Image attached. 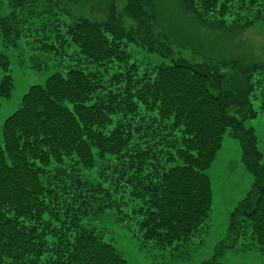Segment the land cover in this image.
Listing matches in <instances>:
<instances>
[{"label": "trees", "instance_id": "obj_1", "mask_svg": "<svg viewBox=\"0 0 264 264\" xmlns=\"http://www.w3.org/2000/svg\"><path fill=\"white\" fill-rule=\"evenodd\" d=\"M43 1L12 0L10 14L0 16L3 35L12 41L34 24L22 15L38 18L28 31L33 52L57 58L74 47L81 67L31 85L3 124L0 264H128L104 232L83 223L108 208L134 222L144 243L190 244L211 216L207 170L227 132L239 141L254 182L230 214L226 238L200 264H224L241 241L264 252V153L256 128L247 125L260 112L253 96H262L264 111V87L257 93L264 80L254 79L264 65L229 76L226 63L177 58L152 0H125L121 10L118 0H102L104 19L95 16L96 8L90 14L77 9L76 1L84 0L48 9ZM181 1L204 20L253 24L264 17V0ZM64 2L74 10L58 8ZM131 44L169 62L140 74ZM33 67L43 65L35 61ZM14 87L11 58L0 52V107ZM98 162L102 179L84 178L82 170ZM124 194L130 204L121 200Z\"/></svg>", "mask_w": 264, "mask_h": 264}, {"label": "rangeland", "instance_id": "obj_2", "mask_svg": "<svg viewBox=\"0 0 264 264\" xmlns=\"http://www.w3.org/2000/svg\"><path fill=\"white\" fill-rule=\"evenodd\" d=\"M12 0H0V16L10 14ZM63 0H49L41 3L42 7L51 8ZM102 0H84V5L76 1V7L87 13L96 8V17L105 18L107 10ZM153 11L158 20L160 30L170 38L175 56L183 57L193 63L205 61L226 63L223 71L229 76L242 75L244 67L258 64L264 65V17L255 20L253 24H247L243 19L233 23L232 17L227 22H216L215 19H201L193 12L182 7L181 0H152ZM125 0L117 1V8L124 7ZM65 4V2H64ZM68 4V5H66ZM64 7L71 8V3ZM75 8V7H74ZM74 10V9H73ZM22 18L31 20L39 25L40 19H33L30 15H22ZM123 20L129 24L128 17ZM34 24H27L25 32L12 41L7 39L0 29V52L10 56L12 61V74L14 77V91L10 98L2 100L0 107V140H3V124L21 105L24 94L33 84H43L46 79L56 71L65 72L69 67H81L77 65L78 55L75 48H69L65 55H57L48 58L41 53H34L31 47L29 29ZM132 53V61L139 64L140 74L146 70H153L156 65L169 62V59L160 57L135 44L129 46ZM36 57V58H35ZM36 59V60H35ZM43 65L41 70L33 67L34 62ZM237 65H233V62ZM87 71H93L82 65ZM254 79L264 80V70L254 73ZM261 86L257 93H260ZM254 107L259 110L257 118L248 122V126L256 128L258 135V149L264 153V111L259 106L262 96L252 97ZM242 147L239 141L233 138L229 132L224 135L223 146L219 150L213 165L207 170L213 186L214 200L211 216L207 227L200 236L178 249L176 246L161 248L154 242L144 243L138 234L137 226L128 218L122 221L116 208H108L103 213L91 214L84 218L87 226L96 227L104 232L107 241L113 243L126 258L128 264H200L202 261L215 254L218 243L227 236L230 214L250 191L254 177L245 167L242 160ZM101 164L98 162L93 168L82 170L84 178L98 182ZM120 198V194L117 195ZM123 202H130L129 194L121 195ZM130 204V203H129ZM131 205L126 210H130ZM125 210V209H124ZM240 242L223 257L224 264H264V252L254 244L245 246Z\"/></svg>", "mask_w": 264, "mask_h": 264}]
</instances>
